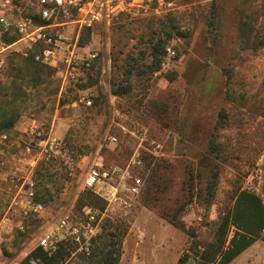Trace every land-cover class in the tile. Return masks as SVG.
Wrapping results in <instances>:
<instances>
[{
  "label": "rangeland",
  "instance_id": "rangeland-1",
  "mask_svg": "<svg viewBox=\"0 0 264 264\" xmlns=\"http://www.w3.org/2000/svg\"><path fill=\"white\" fill-rule=\"evenodd\" d=\"M164 1L123 7L109 24L91 30L82 46L84 30L79 45L83 53L98 54L93 66L74 71L52 67L48 85L27 88L17 108L9 107L20 113L16 125L36 121L52 130L61 153L45 165L25 152L24 133H11L1 143L0 256L7 264H24L63 214L82 215L86 207L103 214L99 236L109 224L126 229L119 264H176L193 242L204 249L212 242L237 189L264 195V46L241 44L239 35L240 21L261 0ZM32 6L31 1V13ZM169 15L177 31L158 22H170ZM156 29L163 40L174 36L168 47L176 55L165 53L161 69L151 73L140 50L149 56L143 43ZM189 32L190 40L177 36ZM132 58L138 61L129 74ZM3 68L0 83L6 84ZM120 88L130 94H112ZM212 142L217 144L213 150ZM135 156L144 161V167H135L144 187L131 206L109 203L84 188L95 164L125 167ZM30 182L44 211L25 219L13 204ZM87 193L106 204L90 205ZM235 234L230 229L226 247ZM250 252L244 264H264V244ZM73 253L69 263H85Z\"/></svg>",
  "mask_w": 264,
  "mask_h": 264
},
{
  "label": "built area",
  "instance_id": "built-area-1",
  "mask_svg": "<svg viewBox=\"0 0 264 264\" xmlns=\"http://www.w3.org/2000/svg\"><path fill=\"white\" fill-rule=\"evenodd\" d=\"M157 1L165 4L164 0ZM32 2L35 14L42 23L38 24L31 15L14 25L8 17L2 16L0 36H6L17 28L21 40L27 41L30 46L28 50L22 52L24 57H28L30 51L38 47L40 51L34 57L37 63L53 68L64 66L68 71H74L80 67L91 68L98 58L94 51L83 53L79 45L83 31L93 30L99 24H109L113 14L123 11L126 5L136 6L138 0H32ZM167 52L170 56L176 55L175 50L170 47L167 48ZM3 66L4 60L0 61V70ZM87 105L91 106L92 102L88 101ZM24 135L25 152L32 156L34 163L52 161L61 153L59 138L52 130H46L36 121L28 123ZM8 138V135H0V152L1 143ZM110 140L117 141L115 137H111ZM135 167L139 169L144 167V161L136 156L125 167L95 164L85 178L84 188L97 192L109 203L120 202L124 206H131V201L141 195L144 187L143 178L135 173ZM261 173L264 176V158ZM33 187L34 184L30 182L28 187L21 191V201L16 200L13 204L21 207L25 219L40 215L44 211V204L38 201ZM121 194H125L126 199L121 197ZM102 215L90 207L85 208L82 215L65 213L39 240L38 247H42L49 254H54L61 244L70 242L76 248L73 257H81L86 263L92 255L94 240L102 232ZM31 264L41 263L33 259Z\"/></svg>",
  "mask_w": 264,
  "mask_h": 264
},
{
  "label": "trees",
  "instance_id": "trees-1",
  "mask_svg": "<svg viewBox=\"0 0 264 264\" xmlns=\"http://www.w3.org/2000/svg\"><path fill=\"white\" fill-rule=\"evenodd\" d=\"M245 8H243L244 13H246ZM32 16L38 24L42 23L35 13ZM168 17H170V22L162 20H158V22L171 28L173 31H177L179 25H176L177 22L173 19V15H169ZM260 21H262L261 26H258ZM156 31L157 29L148 34L150 36L143 43L147 49L151 50L149 56H146V51L140 50V54L143 55L144 59L150 62L146 64V70L149 69L151 73L161 69L163 56L167 53L168 42L174 37L171 34L170 40H163V34L161 35V32ZM91 34V30L84 32L80 40L82 46L88 44ZM239 35L241 44H251L253 48L260 45L264 46V0H261V3L256 7L250 6V13L246 14L240 21ZM144 36L146 34L141 35V42L145 40ZM177 36L189 40L191 37L190 32L187 35L183 33L177 34ZM154 38H157V40H154ZM4 39H6V36ZM39 51L38 47L34 48L30 51L28 57H24L19 52H11L9 54L8 66L3 68L4 73L2 74L7 82L6 84L0 83V135H10L17 132L16 124L20 118V113L18 110L11 111L9 107L14 104V107L17 108V102L20 99L24 100L28 96L27 88L37 89L48 85L54 76L52 67L35 61V54ZM132 60L134 64L131 65V69L128 71L129 74L133 73L136 69L135 65L138 61L136 58H132ZM126 90V88H120L119 91H114L112 94L117 97H125V95L130 94ZM220 117V122L222 123L227 120V116L223 112L220 114ZM216 147L217 144L212 142L211 149L213 150ZM45 165H48V163L46 162ZM84 197L90 205H96L100 202L106 204L92 193H87ZM37 199L39 200L38 195ZM234 200L233 208L226 212L225 215H220L218 226L213 233L212 242L206 243L205 249L199 242H193L190 248L185 249L178 264H230L255 242L262 239L261 233L264 230V204L261 197L255 193L237 189ZM178 227L185 229L183 224H178ZM232 228H235L236 234L231 240L230 245L226 247L228 233ZM125 235L126 229L123 226L109 224L104 233L94 240L92 255L85 264H119L122 256V240ZM74 251L75 246L70 242L61 244L59 250L54 254H49L42 247H38L29 254L24 264H31V260L33 259L38 260L41 264H71L68 260ZM80 264L84 263L81 262Z\"/></svg>",
  "mask_w": 264,
  "mask_h": 264
},
{
  "label": "crops",
  "instance_id": "crops-1",
  "mask_svg": "<svg viewBox=\"0 0 264 264\" xmlns=\"http://www.w3.org/2000/svg\"><path fill=\"white\" fill-rule=\"evenodd\" d=\"M32 0H0V17L6 16L14 25H17L20 20L24 17H29L32 14L31 8H29V5L31 4ZM143 0H138V3L135 4L136 6L140 5ZM166 2V1H165ZM159 3V2H158ZM21 5H26L27 12H30L28 14L23 13L24 8ZM160 4V3H159ZM161 5V4H160ZM129 6V5H126ZM33 7V6H32ZM21 11H20V10ZM26 11V10H25ZM5 37V36H4ZM4 37L0 36V61L4 60V58L10 54L11 52H19L22 53L29 49V44L25 40H21V36L19 34V31L17 28H14L8 35H6V39ZM28 125V123H27ZM27 125L21 124L16 125V131L18 133H24L26 130ZM262 202L264 204V195L261 196ZM2 228V226H1ZM0 228V229H1ZM1 232H0V241H1ZM262 239L255 242L251 247H249L246 251H244L240 256H238L234 261H232L230 264H244V258L247 257L250 251H253L257 246L260 244H264V234L262 232ZM122 257V256H121ZM262 260L264 259V255H262ZM121 260V259H120ZM180 258L178 259L177 263L179 262ZM120 263V262H119ZM0 264H7L5 258L0 256Z\"/></svg>",
  "mask_w": 264,
  "mask_h": 264
}]
</instances>
